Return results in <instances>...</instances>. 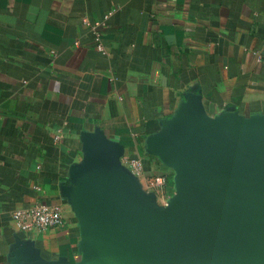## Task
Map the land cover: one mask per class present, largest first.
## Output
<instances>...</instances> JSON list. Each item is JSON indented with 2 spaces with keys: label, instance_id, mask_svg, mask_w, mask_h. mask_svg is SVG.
<instances>
[{
  "label": "crops",
  "instance_id": "1",
  "mask_svg": "<svg viewBox=\"0 0 264 264\" xmlns=\"http://www.w3.org/2000/svg\"><path fill=\"white\" fill-rule=\"evenodd\" d=\"M194 100L212 119L264 114V0H0V264L83 261L74 198L97 148L167 208L160 140ZM34 204L62 222L17 230Z\"/></svg>",
  "mask_w": 264,
  "mask_h": 264
},
{
  "label": "water",
  "instance_id": "2",
  "mask_svg": "<svg viewBox=\"0 0 264 264\" xmlns=\"http://www.w3.org/2000/svg\"><path fill=\"white\" fill-rule=\"evenodd\" d=\"M178 192L157 206L93 150L74 203L87 225L80 264H264V114L212 119L197 100L160 140ZM19 264H69L31 252Z\"/></svg>",
  "mask_w": 264,
  "mask_h": 264
},
{
  "label": "built area",
  "instance_id": "3",
  "mask_svg": "<svg viewBox=\"0 0 264 264\" xmlns=\"http://www.w3.org/2000/svg\"><path fill=\"white\" fill-rule=\"evenodd\" d=\"M155 182L162 183L160 177ZM12 219L17 230L23 232H40L48 227H53L62 222L63 214L59 206L47 204H34L17 208L12 212Z\"/></svg>",
  "mask_w": 264,
  "mask_h": 264
}]
</instances>
